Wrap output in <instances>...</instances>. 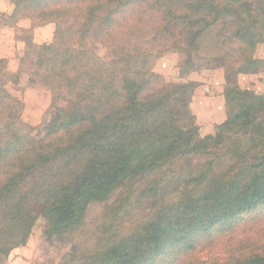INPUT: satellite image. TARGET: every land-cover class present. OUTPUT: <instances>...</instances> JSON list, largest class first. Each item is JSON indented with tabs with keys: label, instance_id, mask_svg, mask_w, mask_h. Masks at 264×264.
Listing matches in <instances>:
<instances>
[{
	"label": "trees",
	"instance_id": "16d2710c",
	"mask_svg": "<svg viewBox=\"0 0 264 264\" xmlns=\"http://www.w3.org/2000/svg\"><path fill=\"white\" fill-rule=\"evenodd\" d=\"M7 1L0 26L26 49L17 72L0 59V264L26 245L38 206L48 238L72 244L60 264H183L264 209V91L237 82L264 69L255 57L264 0ZM27 20L30 29L18 27ZM49 24L53 41L35 44L33 29ZM159 41L162 54L186 56L185 74L225 70L228 116L214 133L194 125L196 85L153 71ZM23 74L52 96L39 139L9 90ZM121 185L126 193L90 230L89 206ZM224 264H264V255Z\"/></svg>",
	"mask_w": 264,
	"mask_h": 264
},
{
	"label": "rangeland",
	"instance_id": "374dc122",
	"mask_svg": "<svg viewBox=\"0 0 264 264\" xmlns=\"http://www.w3.org/2000/svg\"><path fill=\"white\" fill-rule=\"evenodd\" d=\"M3 10H10L11 5L6 0H0ZM21 29L31 28V22L25 21ZM11 26H0V47L14 43L16 29ZM18 36H27L24 31H19ZM55 26L46 25L33 29V41L37 45L51 43L54 38ZM17 43V42H16ZM22 43V42H20ZM157 44L156 51L160 57L154 60L153 71L162 76L168 83L189 84L194 83V91L190 110L193 115L194 125L200 129L201 137L214 133L219 124L228 116L227 104L224 98L225 70L219 67L204 68L201 71L185 74L186 56L182 53H163L165 49L162 41ZM154 43V45H156ZM25 44H16L13 57L8 60L12 71H16L19 60L25 52ZM95 53L101 59H105L107 50L101 45L94 46ZM255 57L264 60V44L258 46ZM238 85L244 89L260 94L264 91V69L255 73L243 74L237 78ZM10 92L23 100L25 110L23 121L34 127L35 138H40L45 132L44 116L52 104V96L47 89H33L28 85V76L21 75L18 85H10ZM66 106L65 102L59 104ZM201 161H194V167ZM196 165V166H195ZM125 186H119L111 199L105 203H92L86 213V225L91 230L98 224L107 207H112L124 195ZM129 209V207L127 208ZM42 208L38 206L35 213L39 220L33 229L26 245L12 251L7 264H60L65 255L72 252V244L64 238L54 237L49 239L45 231L47 223L41 214ZM222 231V230H221ZM220 236V235H219ZM264 255V209L246 215L241 221L232 225V229L224 235L201 246L196 252L186 255L183 264H224L236 258H244L250 255ZM174 259V258H173Z\"/></svg>",
	"mask_w": 264,
	"mask_h": 264
},
{
	"label": "crops",
	"instance_id": "0c3cea01",
	"mask_svg": "<svg viewBox=\"0 0 264 264\" xmlns=\"http://www.w3.org/2000/svg\"><path fill=\"white\" fill-rule=\"evenodd\" d=\"M7 1V0H6ZM13 8L11 7L10 10H3L0 6V11L3 12V13H6V14H11ZM25 21H21L19 24H18V27L21 28L22 26H25ZM13 28V27H12ZM12 28H5L6 30L7 29H12ZM14 29V28H13ZM0 31H3L2 29H0ZM17 42V43H16ZM16 44H18L19 46H21L22 43H20V41H18L16 38H14V43H10V45H5L4 48H1L0 47V59H6L7 61L10 60L13 55H14V50L16 48ZM8 68L10 71L11 68H10V64H9V61H8ZM18 68H19V65L17 66V70L16 71H12V72H17L18 71Z\"/></svg>",
	"mask_w": 264,
	"mask_h": 264
}]
</instances>
